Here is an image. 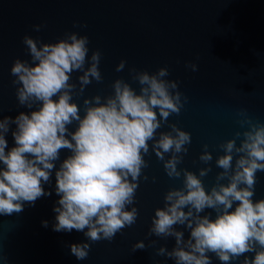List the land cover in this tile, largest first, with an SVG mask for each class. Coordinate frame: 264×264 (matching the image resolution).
Returning <instances> with one entry per match:
<instances>
[{"label": "clouds", "instance_id": "9594fccd", "mask_svg": "<svg viewBox=\"0 0 264 264\" xmlns=\"http://www.w3.org/2000/svg\"><path fill=\"white\" fill-rule=\"evenodd\" d=\"M41 27L37 24L34 30ZM23 43L31 63L20 58L14 61L12 83L18 85L19 104L36 107L14 119H0V215L19 214L25 203L34 206L37 199L51 195L43 185L50 182L61 150H68L71 154L55 172L59 200L53 208V230L84 232L87 241L72 243L70 254L85 260L90 242H111L117 233L136 223L138 209L132 206L129 210V205L135 203L141 176L148 180L143 173L149 167L145 157L154 152L169 178L183 177V186L168 190L164 206L156 208L152 217L149 236L175 238L171 250L160 246L157 255L167 256L175 264H212L210 254L221 264H264V198L253 199L257 173L264 172V123L253 120L245 109L239 111V123L247 128L219 145L223 154L215 163L221 171L209 190L202 179L212 171L209 146L205 144L199 156L208 166L197 174L178 167L189 151L190 132L172 123L170 131L159 132L157 138L170 115L178 116L187 101L178 81L166 79L167 67L155 73L130 69L139 92L125 79L117 78L113 94L84 99L81 115L74 93L83 95L93 80L103 79L101 52L95 50L88 56L89 37L69 32L57 42L45 43L25 35ZM126 63L121 60L116 71H123ZM188 66L198 70L195 63ZM74 72L82 73L78 92L72 82ZM74 122L77 127L72 131L69 126ZM12 124L16 125L12 132L15 146L6 151L5 137ZM206 209H212L215 218L211 213L202 215ZM43 224L47 227L48 222ZM177 225L189 231L187 239ZM147 247L139 240L132 251ZM5 259L0 253V261Z\"/></svg>", "mask_w": 264, "mask_h": 264}, {"label": "water", "instance_id": "95a60500", "mask_svg": "<svg viewBox=\"0 0 264 264\" xmlns=\"http://www.w3.org/2000/svg\"><path fill=\"white\" fill-rule=\"evenodd\" d=\"M37 24L42 25L38 32L34 30ZM69 32L89 37V58L93 51L101 52L102 81L93 80L83 95H73L81 106V115L84 99L113 94L112 85L117 78L125 79L139 92L140 86L132 79L130 69L155 73L161 67L168 68L166 79L178 81L179 91L187 101L178 116L170 115L157 138L159 132L170 131L172 123L190 132L189 151L178 167L197 174L201 167L208 166L199 161L207 144L213 154L212 171L202 179L209 190L221 171L215 163L223 154L219 145L247 128L239 123V111L245 109L253 120L264 123V0H0V119H14L20 112L36 107L20 105L18 85L12 83L14 61L20 58L31 63L24 36L53 43ZM121 60L127 63L123 71L117 72ZM191 63L198 65L197 71L188 66ZM81 74H72L77 92ZM76 127L75 122L69 126L72 131ZM15 128V124L10 125L6 134V151L15 146ZM242 139L237 138V145ZM70 154L61 150L50 182L43 185L51 195L37 199L34 206L25 203L19 214L0 215V253L6 258L0 264H175V260L157 255L160 246L171 250L175 238L149 236V229L156 208L164 206L165 194L171 188L182 187L183 177L169 178L154 152L145 157L149 167L143 173L148 180L141 176L135 203L129 205V210L132 206L138 209L136 223L117 233L111 242H90L85 260L70 254L72 243L87 241L84 232L53 230V208L59 200L55 172ZM261 198L264 172L257 173L253 199ZM208 213L215 218L212 209L202 215ZM44 221L48 222L47 227ZM176 227L184 230L187 239L189 231ZM139 240L148 247L133 252L132 245ZM210 255L212 264H221L214 254Z\"/></svg>", "mask_w": 264, "mask_h": 264}]
</instances>
